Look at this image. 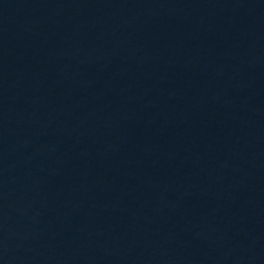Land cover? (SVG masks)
Wrapping results in <instances>:
<instances>
[{
  "label": "water",
  "instance_id": "water-1",
  "mask_svg": "<svg viewBox=\"0 0 264 264\" xmlns=\"http://www.w3.org/2000/svg\"><path fill=\"white\" fill-rule=\"evenodd\" d=\"M0 264H264V0H0Z\"/></svg>",
  "mask_w": 264,
  "mask_h": 264
}]
</instances>
